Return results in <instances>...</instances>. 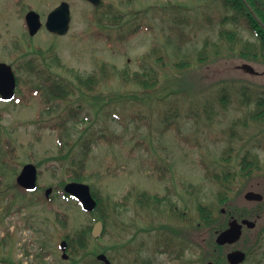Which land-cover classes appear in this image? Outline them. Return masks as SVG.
<instances>
[{
    "label": "rangeland",
    "instance_id": "1",
    "mask_svg": "<svg viewBox=\"0 0 264 264\" xmlns=\"http://www.w3.org/2000/svg\"><path fill=\"white\" fill-rule=\"evenodd\" d=\"M60 1L70 6L68 31L57 35L42 26L30 36L27 10L36 11L43 23ZM102 1L111 9L93 20V5L86 0H0V61L11 64L21 79L15 98L0 101V264H98L91 260L99 253L113 264H131L126 258L132 254L154 264H205L206 256H215L199 251L207 233L189 226L199 216L197 200L219 209L223 192L233 207H246L250 203L241 193L264 184V121L249 118L256 98L264 96V89L258 90L264 76L235 70V60L222 57L227 42L206 26L203 0ZM206 38L212 43L201 56ZM239 38L232 44L258 43L251 35ZM49 48L58 58L48 57L46 66L72 90L63 99L36 90V72L26 68L29 59L35 69L44 67L35 49L49 56ZM254 65L264 68V62ZM133 72H142L146 84L133 80ZM73 107L78 121L64 120ZM60 132L68 141L62 153L72 144L70 155L76 156L86 139H109L93 148L81 185L122 203L105 233L103 228L89 240L81 260L62 258L59 242L96 220L56 188L64 175L60 165L68 163L58 151ZM253 155L262 169L242 174L243 157ZM28 162L39 163L37 189L24 193L13 183ZM219 174H228L229 190L215 179ZM47 187L49 199L43 196ZM144 189L168 195L186 209L189 221L175 220L165 203L160 212L140 209L136 194ZM59 211L68 215L66 224L57 222ZM257 224L237 243L246 253L241 264H264V217ZM173 228L180 230L178 236ZM169 236L174 241L165 248ZM220 255L225 257V247Z\"/></svg>",
    "mask_w": 264,
    "mask_h": 264
},
{
    "label": "trees",
    "instance_id": "2",
    "mask_svg": "<svg viewBox=\"0 0 264 264\" xmlns=\"http://www.w3.org/2000/svg\"><path fill=\"white\" fill-rule=\"evenodd\" d=\"M175 7V6H172ZM178 6H176L177 8ZM111 9V4H107L104 3L103 1L97 5V6H93V15H91V19L93 20H99L100 19V12L104 11H109ZM137 30V28H136ZM134 33V30H132L129 34ZM218 36L223 40V43L226 41L227 43H233L236 42L237 40H240V38L236 35H231V34H227L224 32H219ZM125 39H129V36H125ZM256 38L258 39L259 43H261L262 45H264V35L262 34H257ZM212 42L209 41L208 38H206L204 40V43L202 45V49L199 51V53L201 54V56L203 55V52H205V49L209 46V44L211 45ZM247 43H250L249 41ZM220 44V42L218 41V43L216 41H214V45L218 46ZM35 51L39 54L40 59L44 65V67L38 66L36 69L34 67V63L32 59H29V62L26 66V68H28L31 72H36V76L38 78V83L36 84V90H47L49 92V94L55 98V99H63L66 98L71 92L72 90L69 89L68 87V83L64 81L63 78L55 75L52 73V71L50 70L49 66H46L47 64V58H51V60H56V58H58L56 56V54L53 52L52 48L48 49V53L50 54L49 56L44 55V52L41 49H35ZM219 54V50L216 51V53H214L212 56L208 57V61H212L216 55ZM231 54H233L231 52ZM256 59H258V56H262L261 54H257L256 55ZM263 57V56H262ZM235 58V57H234ZM236 60V59H235ZM238 62V60H236V63ZM181 65V64H179ZM143 73L141 72L140 74L138 72H133V80H137L140 81L141 83H143L144 85L146 84V79H141V75ZM264 76V75H261ZM153 82L155 81V76L152 77ZM92 77L89 76L86 78V82H92ZM16 82H17V88L18 90L20 89V82L21 79L18 75H16ZM249 87V86H247ZM263 88L258 89V90H263L264 86H262ZM225 97H220L221 102L224 103ZM44 100L48 101L49 98H47L45 96ZM249 98L248 96H246L245 99H243L241 102L242 104H245V102H248ZM74 110H77V108H71L66 112V118H64V120H69V121H78V117L77 115L74 113ZM71 117V118H69ZM249 118L254 121V122H263L264 121V96H259L256 98V103H255V107L253 108V111L250 113ZM60 129L61 126H59ZM106 137H101L99 136L97 139H91L88 138L83 142V147H82V152L79 155H70L72 154L69 150L72 148V144H69V150L65 153L63 152V144L68 143L67 142H63V136L62 133L60 132L57 138V142H58V151L60 154H64L68 157V163L64 164L62 163L60 165L61 170H62V174L63 177H61L59 184H57L56 188H58L60 190V194L66 198V199H73L76 202H78V200L74 197H72L69 193L63 191V187L64 185L69 182V181H75V182H83L86 180V167H87V163L90 159L91 156V152L93 150V148L95 147L96 144L101 143V139H104V141L106 142L109 139H105ZM103 141V142H104ZM70 157V158H69ZM250 159H248V157H243V161L241 162V170L244 171L245 175L251 174L253 170H260L262 169L260 167V162L258 159L257 155H253L249 157ZM37 166H39V163H36ZM215 179H219L221 180V182H225V184H228L227 179L228 178V174H225L224 176H220L219 175H215L214 176ZM222 184V183H220ZM14 186H16L19 190H21L22 192L25 193V191L23 189H21L20 187L17 186V184L14 182L13 183ZM223 188L228 189L229 187H227L226 185L223 186ZM89 190H90V194L91 196L95 199L96 204L94 207V210L92 212H90L92 215H94V218L96 221H101L103 224V228H104V232L102 234L105 233V230L108 227L109 221L111 219V216L116 213H121V201L118 200H110L109 197H105L102 195L101 191L96 188L93 187L91 185H89ZM257 191H260L263 194V200H261L260 202H248L250 203L249 206H239V207H233L232 205H230L229 200L227 199L226 194L223 192H221L219 195V206L224 207L226 209V211H230L232 214H234L235 216H244L243 214V210L246 209V211H250L249 209L255 208V214H257V217H253L256 220H259L261 218L264 217V184H260L259 186L256 187ZM137 201L136 203L138 205H140L141 207H144L146 209L155 211V212H160L161 208H162V204H164V206L166 207L165 209L169 211L170 216H172L175 220H187L189 221L188 217L185 214V208H179L176 204V202L172 201V199L169 197L168 195H163L161 196L158 193H151L147 190H142L140 192H138L137 194ZM241 196L243 197V192L241 193ZM244 199V198H243ZM198 202L196 203V210L199 213V216L196 218V220H190L192 221L191 224L189 225L190 227H192V229H196L198 227H201L204 229V231L207 233L204 235L205 238V243H204V247H201V249L199 251H206V252H211L213 253L215 256L212 258H208V256H206V261L208 260H212L214 264H228L226 262V260L220 255L221 251L223 250L222 246H219L216 244L215 242V237L218 231L222 230L223 228L226 227V220L223 217L222 220H220L217 216V214H220V208L218 209V207H211L208 205H205L203 203L202 200L198 199ZM217 210V214H215V211ZM254 212V211H253ZM238 213V214H237ZM56 220L57 222L66 224L67 220H68V215L64 212H56ZM223 215V214H222ZM239 216V217H240ZM228 217V214L226 215V218ZM251 218V217H250ZM259 218V219H257ZM175 229V228H173ZM91 230H92V225L89 223H85L83 224L80 228H78L77 230H75V232L73 233H67L63 236L64 239L67 240L68 242V248H67V252L70 255L71 258H73L74 256H77L81 259H85V256L87 254V247L89 244V240L92 238L91 235ZM172 230V228L170 229ZM175 235L178 236L179 235V230L175 229L174 230ZM195 237V235H194ZM196 238V237H195ZM209 251H208V250ZM194 250H196V248L194 247ZM103 252H105V249L102 250ZM194 254H197L196 251L194 252ZM210 254V253H209ZM197 255L200 256V259L203 258L204 253L199 252ZM212 256V255H211ZM79 259H76V261H78ZM95 261V260H94ZM225 263H224V262ZM100 264V263H99Z\"/></svg>",
    "mask_w": 264,
    "mask_h": 264
},
{
    "label": "water",
    "instance_id": "3",
    "mask_svg": "<svg viewBox=\"0 0 264 264\" xmlns=\"http://www.w3.org/2000/svg\"><path fill=\"white\" fill-rule=\"evenodd\" d=\"M94 6L100 4L101 0H87ZM25 23L27 26L28 33L32 36L41 27L42 23L39 14L34 10H28L25 14ZM70 23V8L66 1H61L57 6H55L48 14L44 22L45 28L55 34H65L69 28ZM16 87V80L13 69L10 64L5 62H0V98L3 101H9L14 96V91ZM37 167L33 163H26L22 166L20 172L16 177V183L23 189L27 191H33L36 189L37 180ZM65 190L75 196L80 202L84 209L92 210L95 206V200L89 193L88 188L83 185L76 183H69L65 186ZM51 192V188L48 187L45 190V195L48 196ZM244 198L248 201H261L262 194L255 191H247L244 194ZM224 209H222L223 211ZM245 225L247 228H253L255 226V221L248 219H242L238 222L236 219H232L228 222L227 227L220 231L215 242L218 245L224 244H234L236 243L242 235V227ZM102 228L100 221L96 222L93 229V235L97 236ZM67 243L62 240L60 242V248L63 251L62 257L67 258L66 253ZM99 259H102L108 264L104 255H99ZM230 264H238L244 261L245 253L242 250H233L229 252L226 256ZM207 264H213L211 261Z\"/></svg>",
    "mask_w": 264,
    "mask_h": 264
},
{
    "label": "flooded vegetation",
    "instance_id": "4",
    "mask_svg": "<svg viewBox=\"0 0 264 264\" xmlns=\"http://www.w3.org/2000/svg\"><path fill=\"white\" fill-rule=\"evenodd\" d=\"M203 9L205 13V23L208 28L215 29L216 35L219 32H224L231 35H251L254 36L262 34L264 35V0H203ZM212 14H216V20L212 18ZM258 41V40H257ZM259 42V41H258ZM228 50H223L222 57L236 60L233 63L235 70H239L242 73H248L258 75V71L254 68V63L264 62V45L261 43L254 44H224ZM228 52L229 54H227ZM231 52H235L230 54ZM262 56H258L257 54ZM235 57V58H234ZM250 211L243 210L244 216H235L230 211H222L226 218V224L232 219H236L240 222L242 219L254 220L253 217H257L255 214V208L249 209ZM254 211V212H253ZM187 212L185 211V214ZM238 214V213H237ZM251 217V218H250ZM226 228V227H225ZM245 228L243 227V230ZM171 231V230H170ZM175 235V232H174ZM159 244L162 243L160 237L156 240ZM174 239L171 236L166 238L165 248L168 244L173 243ZM237 247L231 245H225L226 253ZM126 258L127 263L131 264H154L150 260H146L139 257H131L134 254L129 255ZM108 258V257H107ZM109 264L111 263L108 258Z\"/></svg>",
    "mask_w": 264,
    "mask_h": 264
}]
</instances>
